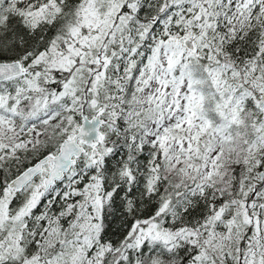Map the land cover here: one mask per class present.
<instances>
[{
    "label": "snow or ice",
    "instance_id": "6c2138e0",
    "mask_svg": "<svg viewBox=\"0 0 264 264\" xmlns=\"http://www.w3.org/2000/svg\"><path fill=\"white\" fill-rule=\"evenodd\" d=\"M0 264H264V0H0Z\"/></svg>",
    "mask_w": 264,
    "mask_h": 264
}]
</instances>
